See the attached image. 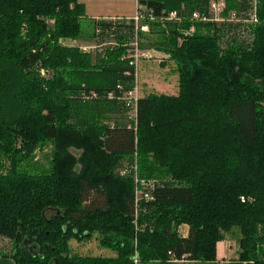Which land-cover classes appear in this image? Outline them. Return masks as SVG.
I'll use <instances>...</instances> for the list:
<instances>
[{
  "label": "trees",
  "instance_id": "16d2710c",
  "mask_svg": "<svg viewBox=\"0 0 264 264\" xmlns=\"http://www.w3.org/2000/svg\"><path fill=\"white\" fill-rule=\"evenodd\" d=\"M210 2L138 0L155 17L146 47L176 63L179 93L140 98L133 121L120 101L135 82L126 46L132 21L94 25L93 39L111 33L119 43L95 61L60 43L80 39L78 0H0V238L15 250L3 257L218 264L217 244L235 234L239 257L224 264H264V0H227L226 14L249 13L244 20L256 9V24L190 23ZM183 7L186 22L166 21ZM192 25L197 33L186 36ZM48 143L52 169L22 170ZM124 161L154 182L153 200L136 203ZM95 234L116 257L71 254L72 240Z\"/></svg>",
  "mask_w": 264,
  "mask_h": 264
},
{
  "label": "rangeland",
  "instance_id": "374dc122",
  "mask_svg": "<svg viewBox=\"0 0 264 264\" xmlns=\"http://www.w3.org/2000/svg\"><path fill=\"white\" fill-rule=\"evenodd\" d=\"M231 14L234 13L230 12L224 15V17H228ZM248 16L249 13L248 14L244 13L241 16L237 17V19L243 21L240 23L241 25L256 24V23H249L248 21L244 20ZM50 24L53 23L50 22ZM80 25H81L80 39L62 40L60 43L63 46L76 48L82 52H84L82 48L87 47L88 51L84 53L91 54L95 61L97 59V56L104 54V51L107 48H115L118 46L119 43L118 41H116L117 39H114V35H112L111 33L106 34L104 36H98L97 38L93 39L95 30H94V25L90 21L82 19L80 20ZM154 36H155L154 34L141 35V39L143 40V46H145V49L147 48L146 46L149 44L148 39L154 42L153 40ZM241 37L238 39V41H242ZM244 37L247 38L248 36L244 35ZM165 55L170 57V55L166 53ZM163 61L164 62H159V60L141 61L139 65V83H138L141 98L146 97L149 94H153V93L158 95H169V96L178 95L179 74L176 71V63L171 60V57L169 59H163ZM46 75H47L46 77L49 79L53 75V73L52 74L46 73ZM71 152L78 158L81 156L80 151L72 150ZM53 153H54L53 143L42 145L38 148L36 153L28 161H25L22 164H20V167L22 170L28 171L30 173H47L52 169ZM3 164L5 168L2 171L5 172L9 168V163H7V161H3ZM123 169L125 170L123 171V173H121V176L125 178L130 177L131 175H133L132 172H134L135 193L137 198L141 201L142 198H144V193L146 192V185H147L146 183H152L153 181L141 180L138 174V167L135 166L133 169L126 161H124ZM47 215L50 216V213H48ZM182 226L178 228V234L180 237H182V231L180 229ZM136 229L137 232L141 231L138 227H136ZM237 236H235V234L234 235L230 234L226 237L225 240L230 239L236 241L237 243L236 249L239 252V244H238ZM101 240L102 237L99 234H95L90 241L85 240L79 242L76 240H72L70 242L71 254L78 256H92V257H105V258L116 257V253L114 251L105 249L101 246ZM14 253H15L14 244L11 243L8 239L0 238V256L14 254ZM238 257L239 256L237 253V259ZM134 264H140V263L136 259L134 261ZM218 264L221 263L218 262Z\"/></svg>",
  "mask_w": 264,
  "mask_h": 264
},
{
  "label": "built area",
  "instance_id": "2783aa9c",
  "mask_svg": "<svg viewBox=\"0 0 264 264\" xmlns=\"http://www.w3.org/2000/svg\"><path fill=\"white\" fill-rule=\"evenodd\" d=\"M187 9L183 7L180 11H174L170 13V15L166 18V21L169 22H177L178 24H183L187 21L186 15ZM227 11V0H212L209 4V7L204 12H193L189 17V22L192 24H226V23H241L242 20L237 19L236 14H231L228 17H224ZM155 17L151 12H146L142 9L138 4V10L134 18L130 21L134 24V38L130 44H127L129 48L128 59L130 60V66L135 69V82L133 89L125 92L120 99V101L126 106L129 110V118L133 121L137 119V111H138V102L140 100V89L138 87L139 83V65L141 61H154L159 60V62H164L163 59H169L164 52L159 51L155 48H144L143 40L141 39V35H149L151 33V28L149 22H153ZM165 20V19H164ZM249 23H257V15L256 9L253 11L250 20H246ZM129 22V21H128ZM127 22V23H128ZM197 33L196 25H192L188 30L184 31L186 36H194ZM82 50L84 52L88 51L87 47H83ZM42 76L46 77L45 71H42ZM121 89V87H119ZM90 97V98H89ZM85 97V101L91 98H96V94H91V96ZM109 98H113V95L110 94ZM123 173V171H122ZM146 192L144 193V198L141 201H150L153 200L151 191L154 189V182L146 183ZM244 202L245 199L243 198ZM140 200L136 196V203L138 204Z\"/></svg>",
  "mask_w": 264,
  "mask_h": 264
},
{
  "label": "crops",
  "instance_id": "0c3cea01",
  "mask_svg": "<svg viewBox=\"0 0 264 264\" xmlns=\"http://www.w3.org/2000/svg\"><path fill=\"white\" fill-rule=\"evenodd\" d=\"M78 3L84 7L85 20L93 25L99 22H128L138 10V0H78ZM180 229L182 238H187L190 233L189 226L183 225ZM236 248L237 243L234 240L227 239L218 243L217 261L221 264L235 261L238 253ZM0 264H15V261L11 257L0 256Z\"/></svg>",
  "mask_w": 264,
  "mask_h": 264
},
{
  "label": "water",
  "instance_id": "95a60500",
  "mask_svg": "<svg viewBox=\"0 0 264 264\" xmlns=\"http://www.w3.org/2000/svg\"><path fill=\"white\" fill-rule=\"evenodd\" d=\"M26 246H28V243H27V242H25V243L23 244V248H26ZM34 250H35V247H34V246L31 247V252H32V253L34 252Z\"/></svg>",
  "mask_w": 264,
  "mask_h": 264
},
{
  "label": "flooded vegetation",
  "instance_id": "af4514ba",
  "mask_svg": "<svg viewBox=\"0 0 264 264\" xmlns=\"http://www.w3.org/2000/svg\"><path fill=\"white\" fill-rule=\"evenodd\" d=\"M26 250H30L31 251V248H30V246L28 245V246H26Z\"/></svg>",
  "mask_w": 264,
  "mask_h": 264
}]
</instances>
